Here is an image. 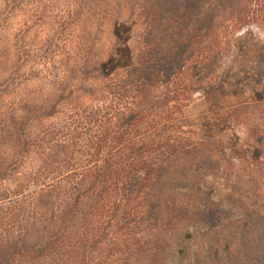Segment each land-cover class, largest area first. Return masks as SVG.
Returning a JSON list of instances; mask_svg holds the SVG:
<instances>
[{
    "label": "trees",
    "instance_id": "16d2710c",
    "mask_svg": "<svg viewBox=\"0 0 264 264\" xmlns=\"http://www.w3.org/2000/svg\"><path fill=\"white\" fill-rule=\"evenodd\" d=\"M103 1L71 8L85 17L78 37L42 44L30 65L36 89L6 111L0 264H248L243 251L209 241L226 210L206 176L254 179L259 165L237 170L177 115L219 82L235 30L254 22L264 32V0H123L133 60L109 73L98 69L111 57V25L107 36V14L90 13ZM8 46L0 67L9 71ZM252 103L225 118L242 124L248 109H264Z\"/></svg>",
    "mask_w": 264,
    "mask_h": 264
},
{
    "label": "rangeland",
    "instance_id": "374dc122",
    "mask_svg": "<svg viewBox=\"0 0 264 264\" xmlns=\"http://www.w3.org/2000/svg\"><path fill=\"white\" fill-rule=\"evenodd\" d=\"M78 1L0 0V44L10 45L4 52L9 58V71L0 67V129L6 111L17 107L24 91L36 89L38 81L33 79L30 65L41 54L42 44L70 42L78 37L76 21H85L82 14L72 12ZM90 7H94L90 13L96 11L99 21H106L103 15L107 14L102 29L105 28V35L109 31L111 34H107L111 57L98 71L109 73L130 64L132 30L126 8L130 3L127 6L123 0H104ZM115 7H120V11L116 12ZM107 23L111 25L109 31ZM112 24L116 25L114 30ZM249 25L232 33L230 52L219 70V82L201 90L177 115V122L195 140L221 145L225 158L237 170L249 172L254 164L259 165V170L250 172L254 179L249 174L242 176L243 181L225 178L221 170L206 176L214 187V199L226 210V220L208 237L221 249L230 246L233 252L243 251L248 264H264V109L251 107L241 117L243 123L237 125L224 116L228 109L245 102L264 103V32L260 24ZM20 43L24 47L15 46ZM46 51L52 49L43 50ZM16 54L20 56L14 63ZM245 123L253 129L252 137L247 136Z\"/></svg>",
    "mask_w": 264,
    "mask_h": 264
}]
</instances>
